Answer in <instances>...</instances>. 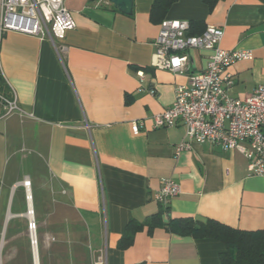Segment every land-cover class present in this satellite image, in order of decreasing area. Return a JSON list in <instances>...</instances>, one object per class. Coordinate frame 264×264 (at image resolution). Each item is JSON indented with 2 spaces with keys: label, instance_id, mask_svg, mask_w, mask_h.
<instances>
[{
  "label": "crops",
  "instance_id": "0c3cea01",
  "mask_svg": "<svg viewBox=\"0 0 264 264\" xmlns=\"http://www.w3.org/2000/svg\"><path fill=\"white\" fill-rule=\"evenodd\" d=\"M154 1L134 0L128 14L110 0H64L75 27L62 55L50 37L1 38L0 93L16 96L22 110L0 118V264H35L32 219L39 264L102 256L104 264H221L223 241L171 222L264 229V176L248 171L241 151L194 141L178 151L188 141L184 123L154 126L212 53L189 49L185 73L153 66L163 22L151 13ZM165 17L190 21V34L216 25L225 30L222 48L253 51L227 68L231 96L264 84V0H176ZM134 120L144 121L138 134ZM163 177L181 185L168 205L155 196ZM127 232L133 240L122 247Z\"/></svg>",
  "mask_w": 264,
  "mask_h": 264
},
{
  "label": "built area",
  "instance_id": "2783aa9c",
  "mask_svg": "<svg viewBox=\"0 0 264 264\" xmlns=\"http://www.w3.org/2000/svg\"><path fill=\"white\" fill-rule=\"evenodd\" d=\"M74 27V18L64 0H0V41L8 31L50 37L62 55L67 49L66 33ZM190 27L188 20L164 19L155 40L152 65L185 73L189 70V49L205 48L212 53L203 71L191 74L187 84L176 87L174 102L153 117L154 126H172L181 120L188 141L180 143L178 151L189 148L193 141L212 143L225 150L238 149L248 159V171L264 176V84L243 99L228 92L233 75L227 68L236 61L252 59L254 53L251 49L222 48L225 30L221 27L208 25L200 34H190ZM139 76L144 81L145 74L139 72ZM21 110L16 96L8 98L0 93V118ZM131 125L138 134L144 121L134 120ZM25 185L29 187L30 181L26 180ZM180 193L178 182L163 177L155 196L168 205ZM33 229L36 231V223L31 220L30 231ZM104 262L102 256L96 264Z\"/></svg>",
  "mask_w": 264,
  "mask_h": 264
},
{
  "label": "trees",
  "instance_id": "16d2710c",
  "mask_svg": "<svg viewBox=\"0 0 264 264\" xmlns=\"http://www.w3.org/2000/svg\"><path fill=\"white\" fill-rule=\"evenodd\" d=\"M176 0H155L152 15L163 21L171 5ZM171 228L183 234L194 237H210L223 241L226 251L221 254V264H264V229L240 230L214 219L196 220L190 217L173 220ZM133 240V233L127 232L121 246L129 245Z\"/></svg>",
  "mask_w": 264,
  "mask_h": 264
},
{
  "label": "water",
  "instance_id": "95a60500",
  "mask_svg": "<svg viewBox=\"0 0 264 264\" xmlns=\"http://www.w3.org/2000/svg\"><path fill=\"white\" fill-rule=\"evenodd\" d=\"M110 1L115 5L116 8L120 9L121 11L125 13L131 14L133 12L134 0H110ZM31 238L33 239L32 245H33V251H34L35 264H39V255H38L37 238H36L35 230L34 232L31 231Z\"/></svg>",
  "mask_w": 264,
  "mask_h": 264
},
{
  "label": "rangeland",
  "instance_id": "374dc122",
  "mask_svg": "<svg viewBox=\"0 0 264 264\" xmlns=\"http://www.w3.org/2000/svg\"><path fill=\"white\" fill-rule=\"evenodd\" d=\"M30 221L31 220L28 221V230H29V233L31 234V231H30ZM36 231H37V227H36Z\"/></svg>",
  "mask_w": 264,
  "mask_h": 264
},
{
  "label": "bare ground",
  "instance_id": "6f19581e",
  "mask_svg": "<svg viewBox=\"0 0 264 264\" xmlns=\"http://www.w3.org/2000/svg\"><path fill=\"white\" fill-rule=\"evenodd\" d=\"M33 232H34V229H33Z\"/></svg>",
  "mask_w": 264,
  "mask_h": 264
}]
</instances>
